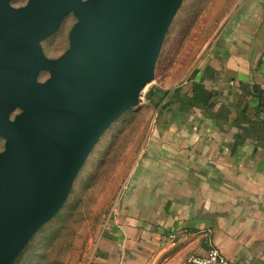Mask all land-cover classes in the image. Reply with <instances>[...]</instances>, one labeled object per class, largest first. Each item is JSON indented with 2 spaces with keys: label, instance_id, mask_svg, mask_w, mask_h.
<instances>
[{
  "label": "crops",
  "instance_id": "obj_1",
  "mask_svg": "<svg viewBox=\"0 0 264 264\" xmlns=\"http://www.w3.org/2000/svg\"><path fill=\"white\" fill-rule=\"evenodd\" d=\"M202 55L184 83L155 87L191 98L195 84L209 103H160L92 264H189L213 248L264 264V0H237Z\"/></svg>",
  "mask_w": 264,
  "mask_h": 264
},
{
  "label": "water",
  "instance_id": "obj_2",
  "mask_svg": "<svg viewBox=\"0 0 264 264\" xmlns=\"http://www.w3.org/2000/svg\"><path fill=\"white\" fill-rule=\"evenodd\" d=\"M13 1L0 0V264L60 211L99 138L139 104L183 2ZM68 15V48L49 59L41 44Z\"/></svg>",
  "mask_w": 264,
  "mask_h": 264
},
{
  "label": "rangeland",
  "instance_id": "obj_3",
  "mask_svg": "<svg viewBox=\"0 0 264 264\" xmlns=\"http://www.w3.org/2000/svg\"><path fill=\"white\" fill-rule=\"evenodd\" d=\"M237 0H183L165 35L154 79L138 105L124 113L99 138L76 176L60 211L33 236L13 264H92L99 240L113 220V208L126 181L144 158L155 109L143 99L150 87L184 83L204 63L205 49L222 18ZM27 0H14L13 7ZM75 18L68 15L57 32L42 42L44 55L56 59L68 48ZM46 75L39 77L44 81ZM3 140L0 139V152Z\"/></svg>",
  "mask_w": 264,
  "mask_h": 264
},
{
  "label": "trees",
  "instance_id": "obj_4",
  "mask_svg": "<svg viewBox=\"0 0 264 264\" xmlns=\"http://www.w3.org/2000/svg\"><path fill=\"white\" fill-rule=\"evenodd\" d=\"M192 91L195 95H193L191 98H188L187 95L180 94L179 90H173L170 91H162L158 89L157 87H150L144 97L145 100L155 109L162 111L163 108H161L160 103L164 100H167L168 106H166L167 111H171L173 105L177 102H179L182 99H185V105L188 106H198L203 108L205 104L209 103L210 101V95L206 93L202 88H200L198 85L193 84ZM21 255V254H20ZM19 255V256H20ZM19 258V257H18ZM17 258V259H18Z\"/></svg>",
  "mask_w": 264,
  "mask_h": 264
},
{
  "label": "built area",
  "instance_id": "obj_5",
  "mask_svg": "<svg viewBox=\"0 0 264 264\" xmlns=\"http://www.w3.org/2000/svg\"><path fill=\"white\" fill-rule=\"evenodd\" d=\"M189 264H236L234 261L225 258L217 249H210L203 256H193L188 260Z\"/></svg>",
  "mask_w": 264,
  "mask_h": 264
},
{
  "label": "flooded vegetation",
  "instance_id": "obj_6",
  "mask_svg": "<svg viewBox=\"0 0 264 264\" xmlns=\"http://www.w3.org/2000/svg\"><path fill=\"white\" fill-rule=\"evenodd\" d=\"M24 6V5H23ZM20 7H22V6H20ZM16 8V7H15ZM17 8H19V7H17Z\"/></svg>",
  "mask_w": 264,
  "mask_h": 264
}]
</instances>
